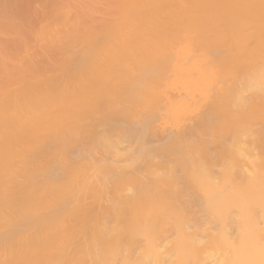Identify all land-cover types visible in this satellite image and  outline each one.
I'll return each instance as SVG.
<instances>
[{"label":"bare ground","instance_id":"obj_1","mask_svg":"<svg viewBox=\"0 0 264 264\" xmlns=\"http://www.w3.org/2000/svg\"><path fill=\"white\" fill-rule=\"evenodd\" d=\"M0 264H264V0H0Z\"/></svg>","mask_w":264,"mask_h":264}]
</instances>
